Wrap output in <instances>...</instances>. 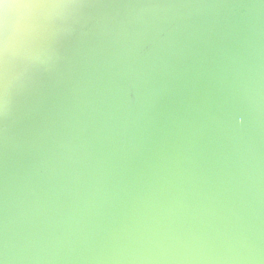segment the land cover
<instances>
[{"label": "water", "instance_id": "95a60500", "mask_svg": "<svg viewBox=\"0 0 264 264\" xmlns=\"http://www.w3.org/2000/svg\"><path fill=\"white\" fill-rule=\"evenodd\" d=\"M22 2L0 264H264V0Z\"/></svg>", "mask_w": 264, "mask_h": 264}, {"label": "clouds", "instance_id": "9594fccd", "mask_svg": "<svg viewBox=\"0 0 264 264\" xmlns=\"http://www.w3.org/2000/svg\"><path fill=\"white\" fill-rule=\"evenodd\" d=\"M0 7H2L5 17V22H7L8 18L12 14H16L19 16L22 15L27 10H31L39 7H45V6L22 2V0H18V2L15 3H5L4 0H0ZM46 7H57V5H48Z\"/></svg>", "mask_w": 264, "mask_h": 264}, {"label": "snow or ice", "instance_id": "6c2138e0", "mask_svg": "<svg viewBox=\"0 0 264 264\" xmlns=\"http://www.w3.org/2000/svg\"><path fill=\"white\" fill-rule=\"evenodd\" d=\"M50 2H57V0H50ZM24 38V35L21 33V34H18V40H22Z\"/></svg>", "mask_w": 264, "mask_h": 264}]
</instances>
